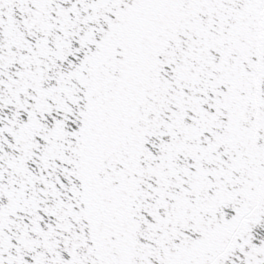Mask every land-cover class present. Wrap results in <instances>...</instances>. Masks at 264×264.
Here are the masks:
<instances>
[{
  "label": "snow or ice",
  "instance_id": "6c2138e0",
  "mask_svg": "<svg viewBox=\"0 0 264 264\" xmlns=\"http://www.w3.org/2000/svg\"><path fill=\"white\" fill-rule=\"evenodd\" d=\"M0 264H264V0H0Z\"/></svg>",
  "mask_w": 264,
  "mask_h": 264
}]
</instances>
